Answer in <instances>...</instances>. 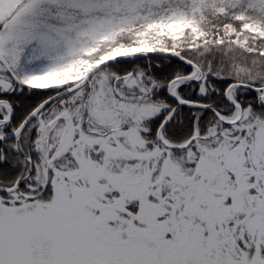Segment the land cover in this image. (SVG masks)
I'll use <instances>...</instances> for the list:
<instances>
[{"label": "snow or ice", "instance_id": "6c2138e0", "mask_svg": "<svg viewBox=\"0 0 264 264\" xmlns=\"http://www.w3.org/2000/svg\"><path fill=\"white\" fill-rule=\"evenodd\" d=\"M0 264H264V0H0Z\"/></svg>", "mask_w": 264, "mask_h": 264}]
</instances>
